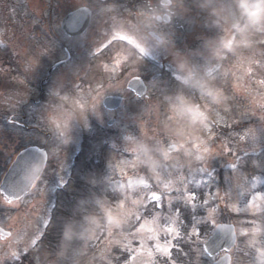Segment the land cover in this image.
<instances>
[{"label":"rangeland","instance_id":"374dc122","mask_svg":"<svg viewBox=\"0 0 264 264\" xmlns=\"http://www.w3.org/2000/svg\"><path fill=\"white\" fill-rule=\"evenodd\" d=\"M13 1L18 3L12 6ZM96 1L0 0V107L9 104L12 97L11 78L17 83L15 97L18 100L14 101L20 102L18 106L23 104L21 100L25 103L41 100V105L33 104L31 110L44 111L46 124L56 134L55 139L64 135L61 141L53 139L50 142L53 147L60 144L65 148L60 150L62 160L57 166L60 177L71 169L73 162L74 171L71 173L75 176V184L83 189H73V208L60 204L61 213L53 214L55 220L45 246L35 249L31 257L38 264H65L61 260L67 249L64 240L70 241L71 229L83 219L79 217L88 214V229L82 231L84 240L79 252L82 255L87 253L88 239H92L93 243L100 245L98 252H94L95 258L103 259L107 264H115L116 255H109L115 247L116 252L119 247V251L129 254L124 264H181L174 253L182 257L183 264H211L213 259L204 253L203 245L222 220L233 223L239 235L238 245L231 252L232 264H264V149L261 148L264 147V60H261V56L264 57V25L259 27L260 32L253 31L262 23L260 20L264 15L255 17L238 35L231 26L242 21L247 13V3L218 0L216 8L211 0H200L194 14L187 10L183 0H172L175 4L172 10L179 13L180 18L195 17L202 12L207 14L203 21L181 22L186 25L182 31H190L183 41L189 51L184 52L174 46L180 36L175 28L144 20L146 28L164 38L165 42L157 45L148 40L149 30L139 31L146 35L148 41L145 42L157 55L173 57L183 75H194L196 69L200 70L199 79L195 76L200 87L196 100L187 93L182 95L181 83L177 79H174L175 87L170 90L165 76L151 86L149 100L127 99L118 112L107 113L102 105L107 94L120 91L123 96L131 97L125 90L127 86L124 90L119 86L122 81L107 82L118 74L114 72L132 67L126 71L131 77L140 73L146 75L149 71L123 46L111 49L112 63L103 65L106 71L96 64L95 59L90 65L84 64L82 69L79 68L82 63L72 66L73 82L82 80L89 88L86 102H82L78 95L67 97L65 94L62 98L64 107L57 105L55 94L61 91L57 90V83L49 89L50 96L41 99L36 84L38 86L39 80L46 77L60 56L59 48L43 51L45 46L42 48L41 42L38 44L40 49L35 46L40 39L37 24L41 25L43 32L52 28L48 23L50 13L54 26L58 28V23L68 12L83 5L95 9L86 36L76 41L63 38L65 48L60 51L80 54L84 47L105 48L119 39L128 40V32L137 33L138 27L132 23L129 14L99 6ZM155 1L151 0L149 4L153 6ZM235 43L239 45L234 46ZM5 47L15 52L19 68H25L28 76L25 73L20 74L23 78L19 74L13 75L15 71L3 58L2 49ZM184 54L188 55L185 57ZM229 55L231 57L227 58ZM88 57L84 53L80 60L84 62ZM219 63H225L227 70L235 74L228 79H215L216 76L224 77L216 71ZM207 75L213 79L204 84L202 77ZM69 76L72 77L65 68L56 73L54 80L63 82ZM183 90L187 92L184 87ZM70 109L79 114L78 120L70 117L73 115ZM199 112H204L208 120L198 118ZM113 114L129 116L120 126L106 130L104 118L111 119ZM213 120L223 129L218 135L211 124ZM77 122L84 127L80 131L87 134L89 146L75 166L73 146L78 141ZM171 144L178 147L174 154L168 152ZM197 146L204 149L198 152ZM229 146L231 149H227ZM53 147L49 146L52 165L59 157L58 150ZM4 152V149L0 150L1 175L6 171L3 168L6 163ZM88 164L92 169L87 168ZM201 179L207 181L208 186L204 187ZM46 180L37 187V196L11 216L10 222L0 220L15 232L2 248L11 247L20 253L25 249L18 243H22V234L27 235V243L29 239L31 242L34 230L42 227L46 206H51L57 198L52 186L43 187L48 183ZM122 190L131 193L130 200L106 198L107 194L116 191L122 194ZM184 206L192 209L189 216L183 214L181 209ZM70 210L74 218L63 217V213ZM63 229V237H66L63 244H55V240L48 243L50 236L57 238ZM27 243L22 244L27 247Z\"/></svg>","mask_w":264,"mask_h":264},{"label":"water","instance_id":"95a60500","mask_svg":"<svg viewBox=\"0 0 264 264\" xmlns=\"http://www.w3.org/2000/svg\"><path fill=\"white\" fill-rule=\"evenodd\" d=\"M167 1V0H165ZM164 1V3H166ZM249 11L258 12L264 6V3L258 2V0L249 1ZM259 5V7H254ZM91 11L87 8L79 9L73 13H70L63 21V30L70 36H79L84 33L90 24ZM168 21V19H166ZM160 21H162L160 19ZM243 25H237L241 27ZM153 36H155L153 34ZM130 88L134 90L139 96H142L146 92V88L141 79H135L130 83ZM120 99L108 98L105 101L106 106H112L111 108H117L120 105ZM176 146H171L169 151H175ZM47 162V154L45 151H40L37 148H31L30 150L22 153L17 161L13 164L9 172L6 174L1 191L11 199H19L28 193L36 180L41 175L45 164ZM9 236V234H6ZM235 227L232 225H219L213 236L209 238L205 244V250L208 255L214 257L219 255L222 251L230 252L236 243ZM214 264H231V257L229 254L222 256Z\"/></svg>","mask_w":264,"mask_h":264},{"label":"trees","instance_id":"16d2710c","mask_svg":"<svg viewBox=\"0 0 264 264\" xmlns=\"http://www.w3.org/2000/svg\"><path fill=\"white\" fill-rule=\"evenodd\" d=\"M130 1L131 2L134 1L132 4H134L135 2H137L139 4V6L135 9V11L139 12L140 15L143 14L144 11H148V7H147L146 3H144L145 1H140V2H138L139 0H130ZM187 2H188V5L189 6H194V5L196 6V4L199 3V2L192 1V0H187ZM203 17H204V15H203ZM49 18H50V23L52 24V19H53L52 18V14H50ZM132 18H133V20L135 19L136 22L139 21L140 23H142L141 17H135V15H133ZM144 25L145 24L142 23V26H141L142 28L141 29H143ZM189 33H190V31L188 32V35H189ZM177 44H178L177 47L180 49V51L184 52L187 49V48H185L183 46L182 39L178 40ZM52 168L53 167L50 165L49 168H48V170H47V173H49ZM67 196L69 198H71V194H67ZM109 197H110V194L109 195L107 194L106 195V198H109ZM69 198H68V200H69L70 205H71V201H70ZM116 199H117V197H116ZM67 216L68 217H73L72 214L64 213V216L63 217H67ZM82 221L83 220H78L77 223H79V225H76L74 229H71L70 233L68 234V237L69 236L71 237L72 242L70 244V247L71 248L67 251L68 254H69V258L65 262V264H76L77 261H78V264H107L105 260H103V259H101V260L100 259H97L94 256V252H98V249H99V246H100L98 242L93 243V241H92L90 243L91 244L90 247L88 248V252L87 253H84V255H82L79 252L80 251V247L83 244V239L80 238V237H82V233H83L82 231H85L86 229H88V223L85 222V223L81 224ZM190 221L191 220L189 219L188 222H190ZM67 222L69 224L71 223L69 220ZM63 234H64V229H63V232L62 233H59V236L57 238L52 239V237L50 236V239H49L48 243L50 241H52V240H55L54 241L55 244H59V243L63 244V240L66 238V237H63ZM48 237H49V233L46 234V231H45L44 232V235H43V243H45V241H47V238ZM65 245H69V242H68L67 239L64 240V246ZM118 250H120L119 247H117V251ZM114 251H116V247L114 248ZM118 255H123L124 258H126V259H127V256H128L126 254H123L121 251L118 252ZM177 260L181 264H183V262H184V260L180 256H177ZM10 264H37V263L34 260H32L30 257H26V258L23 257L19 261L10 262Z\"/></svg>","mask_w":264,"mask_h":264},{"label":"flooded vegetation","instance_id":"af4514ba","mask_svg":"<svg viewBox=\"0 0 264 264\" xmlns=\"http://www.w3.org/2000/svg\"><path fill=\"white\" fill-rule=\"evenodd\" d=\"M61 64V63H60ZM60 66V65H59ZM58 66V67H59ZM57 69V68H56ZM52 73L53 72H51L50 71V73H49V77H48V79L49 78H51L52 77ZM43 84V83H42ZM37 118H40L41 116H42V114L41 113H38L37 115ZM26 120V117H24V115L23 114H19V112H17V113H11L10 115H9V119H8V121H9V123L13 126V127H16V128H25L26 129V131L27 132H30V128H28L25 124H24V121ZM116 121H119L120 119L119 118H116L115 119ZM115 125H117V123L115 124ZM23 138H24V140L25 141H28V140H30V139H32V140H35V139H38L39 140V142H40V138L41 137H39V136H37V135H34V136H29V135H27V136H23ZM22 150H24V149H6V151L8 152L7 153V155H6V163L3 165V167H7V166H10L13 162H14V160L17 158V155L22 151ZM1 195V194H0ZM2 197V196H1ZM2 200H4L3 198H1ZM27 198H25V200H26ZM24 199H23V201H25ZM5 202H7V200H4ZM5 205V204H4ZM9 206L10 205H12V203L11 204H8ZM0 206H2V204L0 203ZM0 216H4L3 214L2 215H0ZM5 228H7V227H5ZM3 242L0 240V244H2Z\"/></svg>","mask_w":264,"mask_h":264},{"label":"clouds","instance_id":"9594fccd","mask_svg":"<svg viewBox=\"0 0 264 264\" xmlns=\"http://www.w3.org/2000/svg\"><path fill=\"white\" fill-rule=\"evenodd\" d=\"M258 2L264 3V0H258ZM241 3L242 4H246L247 3V0H241ZM261 22H264V20H262ZM181 67L183 68V65H181Z\"/></svg>","mask_w":264,"mask_h":264},{"label":"snow or ice","instance_id":"6c2138e0","mask_svg":"<svg viewBox=\"0 0 264 264\" xmlns=\"http://www.w3.org/2000/svg\"><path fill=\"white\" fill-rule=\"evenodd\" d=\"M254 7H259V5H254Z\"/></svg>","mask_w":264,"mask_h":264}]
</instances>
